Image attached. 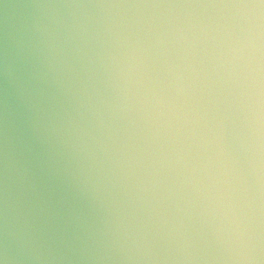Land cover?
Returning <instances> with one entry per match:
<instances>
[{"label": "water", "instance_id": "95a60500", "mask_svg": "<svg viewBox=\"0 0 264 264\" xmlns=\"http://www.w3.org/2000/svg\"><path fill=\"white\" fill-rule=\"evenodd\" d=\"M0 264H264V0H0Z\"/></svg>", "mask_w": 264, "mask_h": 264}]
</instances>
